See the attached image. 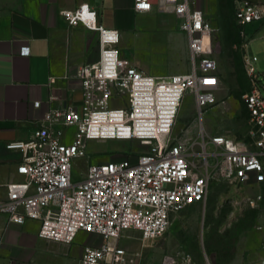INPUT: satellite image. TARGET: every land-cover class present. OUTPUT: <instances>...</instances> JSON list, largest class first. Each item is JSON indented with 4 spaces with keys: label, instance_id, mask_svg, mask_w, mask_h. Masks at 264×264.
Returning <instances> with one entry per match:
<instances>
[{
    "label": "built area",
    "instance_id": "2783aa9c",
    "mask_svg": "<svg viewBox=\"0 0 264 264\" xmlns=\"http://www.w3.org/2000/svg\"><path fill=\"white\" fill-rule=\"evenodd\" d=\"M152 0H135L144 12ZM181 19L189 45L188 71L152 74L124 56L121 32L98 19V10L82 3L62 14L70 25L82 24L99 33L100 56L80 65L76 76L83 91L79 107L53 108L31 139L13 141L23 158L22 180L6 184L0 211L10 222L40 220L39 235L70 243L79 231L99 234L103 242L87 245L77 264H130L143 251L119 244L126 231L137 230L144 247L156 241L175 215L207 199L213 180L232 183L264 181V95L258 57L246 53L245 69L251 88L244 93L249 109L247 140L226 134L200 138L189 129L177 131L182 103L195 99L200 121L217 102L218 59L207 51L206 39L215 32L212 19L196 0H157ZM235 18L242 26L264 20V4L238 0ZM30 46L21 53L30 54ZM37 105L39 102L36 103ZM134 141L151 147L122 159L89 162L74 176L79 159L89 157L90 141ZM161 264H212L192 253H169Z\"/></svg>",
    "mask_w": 264,
    "mask_h": 264
},
{
    "label": "rangeland",
    "instance_id": "374dc122",
    "mask_svg": "<svg viewBox=\"0 0 264 264\" xmlns=\"http://www.w3.org/2000/svg\"><path fill=\"white\" fill-rule=\"evenodd\" d=\"M224 0H205L202 8L212 19L215 32L206 39L207 51L218 59L220 85L217 102L209 106L200 121L194 96L188 94L182 103L176 129H189L200 138L201 128L206 136L226 134L246 141L249 109L244 93L251 88L245 69L246 53L261 56L260 39L248 42L247 33L225 11ZM150 23L132 39L127 57L139 62L140 68L152 74L169 75L189 70V45L181 28V19L170 9H162ZM264 59L257 61L261 72L264 95ZM151 147L139 141H90L89 157L79 159L74 176L80 177L87 163L122 159L147 153ZM140 232L129 230L119 244L131 251H143L141 264H161L169 253H192L196 260L209 258L212 264H264V181L261 183H232L213 180L207 199L175 215L169 228L156 241L144 247Z\"/></svg>",
    "mask_w": 264,
    "mask_h": 264
},
{
    "label": "crops",
    "instance_id": "0c3cea01",
    "mask_svg": "<svg viewBox=\"0 0 264 264\" xmlns=\"http://www.w3.org/2000/svg\"><path fill=\"white\" fill-rule=\"evenodd\" d=\"M224 1L225 11L236 19L238 0ZM252 1L264 4V0ZM82 3L95 6L106 27L119 29L124 56L129 52L123 47H129L140 30L152 28L150 18L163 11L157 0L144 12L135 10V0H0V203L7 197L6 184L23 179L18 172L23 153L7 144L31 139L51 109L82 103L76 71L99 59V33L82 24L70 25L62 14ZM196 3L205 7V0ZM243 29L248 37L246 51L251 40L260 39L258 60L264 59V20ZM25 45L31 49L28 55L21 53ZM132 61L140 67L137 59ZM107 157L99 161H109ZM40 224L33 218L10 222L0 211V264H77L87 245L103 242L101 235L84 230L70 243L47 239L39 235Z\"/></svg>",
    "mask_w": 264,
    "mask_h": 264
}]
</instances>
